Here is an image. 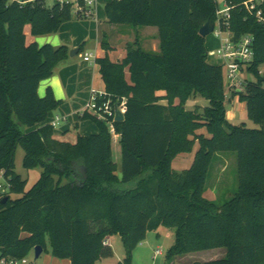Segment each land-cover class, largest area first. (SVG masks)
Masks as SVG:
<instances>
[{"label":"trees","instance_id":"obj_1","mask_svg":"<svg viewBox=\"0 0 264 264\" xmlns=\"http://www.w3.org/2000/svg\"><path fill=\"white\" fill-rule=\"evenodd\" d=\"M244 1L226 4L235 6L230 19L234 40L254 37L247 71L255 80H246L245 89L234 96L246 103L258 129L228 121L223 66L208 62L206 38L199 31L208 21L217 23L216 0H114L105 5L110 24L156 27L161 47L152 54L132 44L121 61L108 55L97 59L106 93L113 102L126 100L125 120L115 123L122 149L119 177L106 122L84 113L79 122L91 120L98 133L79 135L75 144L56 140L51 124L35 129L62 105L51 88L44 97L38 89L69 58V49L29 44L25 27L39 37L91 18L58 1L48 6L47 0H0V172L10 186L0 194V260L24 259L40 246L71 264H98L114 255L104 242L117 235L126 251L123 264H133L132 253L148 233L165 227L175 231L167 262L223 248L224 258L191 264H264V74L259 71L264 25L241 8ZM102 47L106 53L112 49L106 41ZM196 96L209 106L187 110V101ZM196 144L192 166L175 171L174 159L193 152ZM19 147L25 169L43 170L28 191V181L15 172ZM223 152L238 156L239 185L228 202L217 206L204 194L213 159ZM138 179L134 189L123 188Z\"/></svg>","mask_w":264,"mask_h":264},{"label":"crops","instance_id":"obj_2","mask_svg":"<svg viewBox=\"0 0 264 264\" xmlns=\"http://www.w3.org/2000/svg\"><path fill=\"white\" fill-rule=\"evenodd\" d=\"M112 1L114 0H96L94 15L91 19L73 20L71 22H67L63 24L60 30L55 34L34 37L31 34V27L29 25L25 27V34L29 44L34 42L38 43L40 46L44 44H51L55 48L65 45L69 49V58L58 65L54 75L49 79L43 80L38 89L39 95L42 96V92L46 94L47 90L51 88L56 99L62 101V105L57 110L49 114L46 123L37 126L35 129L45 124H51L57 117H61L63 120L54 131V138L61 142L70 143L66 137L71 132L72 127L79 131L78 136H88L98 133L97 126L89 125V123L87 125V122H90L91 120L79 122L80 116L86 113V105L92 92H106V85L100 74V67L97 64V59L108 55L110 60L113 62L121 61L126 56V47L132 44L138 45L146 53L159 54L161 52L159 31L156 27L114 25L108 22L105 5L111 3ZM106 39H108V41H106ZM103 41H106L112 48L108 53H106L102 47ZM220 44V42L213 41L209 37L206 38V48L209 55L208 62L212 65L222 66L223 62L217 54ZM73 50H78V53L71 57L70 52ZM88 54H93L94 58L90 61H85L84 56ZM164 94V92H158V95ZM227 99L232 106L230 116L235 118L236 111L233 110V108H235V104L240 102V100L237 96H234L233 92H229L226 88V100ZM178 102V100L175 101L176 104H178ZM243 103L246 104L245 102ZM161 104L166 105L167 101H162ZM240 104L242 103L240 102ZM207 106H209V102L201 96L193 97L188 100L185 105L186 109L189 111H194L197 107L205 108ZM228 115L227 111V117ZM27 131H30V129ZM199 133H204L209 136L205 130H201ZM120 139L121 136L119 135L115 139L117 144L112 146V150L114 152L113 160L118 165L119 170L117 175L119 177H121L122 161ZM196 146H198V144H196L195 147ZM182 155L183 154H180L174 159L172 163L174 170L175 161ZM184 162H186V158L182 157L180 164L182 165ZM191 163L192 159L190 158L188 166H190ZM137 181L139 182V179L123 185V187L128 190H132L136 187ZM160 229L161 228L158 230ZM116 236L117 235L106 239V242L111 248V243ZM117 238L120 237L117 236ZM146 241L147 239L144 242ZM44 252L45 251H43V253ZM43 253L40 258H42ZM46 253L45 259L36 264H71V261L68 259H58L53 257L49 252ZM175 260L176 258L172 262L166 261V264H174ZM103 262L104 259L98 262V264H103ZM28 264L30 263L28 262Z\"/></svg>","mask_w":264,"mask_h":264},{"label":"rangeland","instance_id":"obj_3","mask_svg":"<svg viewBox=\"0 0 264 264\" xmlns=\"http://www.w3.org/2000/svg\"><path fill=\"white\" fill-rule=\"evenodd\" d=\"M55 1L57 0H47L48 6H52L55 3ZM216 1L218 3L219 8L222 9L226 6V0H216ZM208 37L213 41L216 42L218 41L221 43L220 38L217 37L214 33L210 34L206 38ZM106 41H108V39H106ZM259 71L262 74H264V63L260 65ZM244 78L250 81L255 80L254 75H250V74H245ZM41 94H43L41 97H44L46 95L43 92ZM241 103L242 104H240V102H237L235 104V108H233V110L236 111V117L232 118L230 116V113L232 111V106L230 105L229 100L228 99L226 100V109L229 114L227 117L228 121L233 125H240L242 123H246L248 128L250 129L260 128V126L256 125L254 122L249 120L247 113V105L244 104L243 102ZM88 123L89 125L96 126L95 123L91 121L87 122V125ZM78 134L79 131H77L74 127H72L71 132L67 135L66 139L70 143H75L77 141ZM116 144H117L116 140L112 139V146ZM198 148L199 146H196L193 152L185 153L175 161L174 168L177 172L178 171L181 172L182 170L183 171L187 170V168L189 169L192 166ZM24 156H25L24 150L21 147H19L17 149L16 157H15V172L18 175H20L24 180L28 181V185H27V191H28L39 180L43 170L41 168H35L31 170L25 169L23 166ZM112 156L114 159L113 150H112ZM182 157L186 158V162H184V164L181 165L180 160L182 159ZM190 158L192 159V163L190 166H188ZM146 176H149V174H146ZM1 182L4 183L3 181ZM136 183L137 186L138 181ZM238 185H239V174H238L237 154L235 152H223L216 154L208 173L206 191L204 196L208 200L213 201L217 206H222L234 196V194L238 190ZM0 194L2 193L0 192ZM11 197L13 199H17L20 198V195L12 194ZM114 236H110V237L112 238ZM174 241H175V231L173 229L161 227V229L158 230L157 232L154 231L148 233L147 241L141 243L133 251L132 263L133 264H166L167 252L169 248L174 244ZM47 244L49 248V243ZM111 246L114 255L110 258L104 259L103 264H123V261L126 257V251L122 240L120 238H117L116 236L112 241ZM158 249H162L163 251V254L161 256H155V251ZM46 252L47 251L43 253L42 258L40 259H36L35 253L32 252L28 256V262L30 264L40 263L45 259L47 254ZM225 253L226 250L223 248L190 253L182 257L176 258L174 264H191L194 262H209V261L219 260L226 256Z\"/></svg>","mask_w":264,"mask_h":264},{"label":"built area","instance_id":"obj_4","mask_svg":"<svg viewBox=\"0 0 264 264\" xmlns=\"http://www.w3.org/2000/svg\"><path fill=\"white\" fill-rule=\"evenodd\" d=\"M60 4H73L75 12H81L86 18H92L96 0H57ZM25 4L26 2H21ZM83 3V4H82ZM241 8L249 15L253 16L258 23L264 25V0H246L241 3ZM235 8L228 5L217 11V23L215 24L214 34L220 38L221 46L218 50V56L221 59L224 70V83L229 92H240L245 89L246 80L244 74L254 59V37L244 35L238 40H234L230 31L231 10ZM94 58L93 54L84 56L85 61ZM125 98L113 102L106 92H92L86 105V112L93 115L100 121L106 122L109 127L112 139H116L119 134L115 127L116 109L119 108L125 113ZM63 119L57 117L51 125L56 128ZM3 181L4 183H2ZM10 189L9 184L4 178L3 172H0V192L6 193ZM108 244L106 241L104 242ZM162 249L155 251V256H161ZM0 264H28V257L18 260H0Z\"/></svg>","mask_w":264,"mask_h":264},{"label":"water","instance_id":"obj_5","mask_svg":"<svg viewBox=\"0 0 264 264\" xmlns=\"http://www.w3.org/2000/svg\"><path fill=\"white\" fill-rule=\"evenodd\" d=\"M215 29V24L212 21H208L204 26L201 27L199 33L202 37L206 38L210 34L214 32ZM78 53V50H73L70 52V56L73 57ZM116 122H123L125 120V113L122 112L119 108L116 109V117H115ZM81 173L83 174L84 179H87L86 171L85 169L80 170ZM7 200L5 198L4 202ZM35 253V258L39 259L40 256L43 253V248L38 246L34 249Z\"/></svg>","mask_w":264,"mask_h":264}]
</instances>
